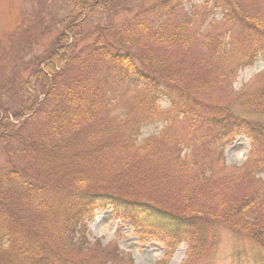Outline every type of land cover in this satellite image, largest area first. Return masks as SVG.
Listing matches in <instances>:
<instances>
[{
    "label": "trees",
    "instance_id": "1",
    "mask_svg": "<svg viewBox=\"0 0 264 264\" xmlns=\"http://www.w3.org/2000/svg\"><path fill=\"white\" fill-rule=\"evenodd\" d=\"M132 1L72 0L73 9L59 19L60 32L48 50L30 62L22 59L24 68L31 67L29 78L22 81L15 65L5 67L0 264H123L118 253L87 238L88 223L106 209L116 220L130 222L143 242L164 244L166 254L187 243L186 264L208 257L221 227L250 239L264 262V83L240 97L239 111L206 102L189 86V76L196 75L187 66L191 49L209 45L210 53H194L210 66L231 41L225 34H194L192 16L183 10L187 0H139L137 6L128 4ZM219 2L246 40L258 42L239 63L252 64L264 54L263 19L239 12L234 0ZM104 12L114 19L91 32L85 28L90 15ZM252 24L257 32L248 30ZM220 61L219 76L225 80L227 67ZM18 80L26 94L19 91L21 102L13 109L11 97L18 93L8 104L2 98ZM132 93L126 111L111 116L112 103ZM162 96L180 119L209 124L213 139L204 143L205 158L194 153L198 141L183 143L181 136L173 145L180 148L161 158L152 149L155 138L135 142L141 123L175 119L159 108ZM236 132L250 138V153L240 172L219 176L213 162L224 152L217 144ZM138 145L144 154L126 158ZM185 147L189 152L183 155Z\"/></svg>",
    "mask_w": 264,
    "mask_h": 264
},
{
    "label": "rangeland",
    "instance_id": "2",
    "mask_svg": "<svg viewBox=\"0 0 264 264\" xmlns=\"http://www.w3.org/2000/svg\"><path fill=\"white\" fill-rule=\"evenodd\" d=\"M146 1L150 2V0ZM138 3L139 0L128 2L132 6H137ZM233 4L240 9L239 12H249L254 18L260 17L264 21V0H234ZM72 9V0H0V82L5 79L2 75L5 67L12 65L16 66L14 68L16 75H22V81L29 78L31 67L24 68L22 59L30 62L36 55L45 53L60 32L59 19L71 13ZM183 10L192 16L190 23L194 34L202 35L201 38L207 32L219 34L221 38H224L225 34L226 41H231L226 53L223 56H216L218 57L217 61L210 66H204L199 61V56L194 53V50L210 53L209 45L203 42L200 44L201 46L197 45L191 49L193 51L188 58L187 66L193 69L196 75L189 76V79L192 78L189 86L196 93H200L206 102L217 105L229 104L239 111L238 102L239 104L244 102L239 100L240 97L246 99L264 83L263 53L252 64L239 65L246 56L247 49L250 47L253 49V46L259 45L258 42H254V38L252 39L251 36L246 40V36H243L246 33L241 29V25L233 26L234 16H228L227 9L220 5L219 0H187ZM104 13L90 15L85 28L93 31L97 25H106L109 18L110 20L114 19L110 15L107 18L106 13ZM249 29H254L257 32V28L253 24L249 26ZM42 32L45 33L42 34ZM24 48L28 50L27 54L21 56ZM220 58L225 61L228 71L225 80H221L219 76L220 71L223 70ZM17 83L9 95L6 94L2 98L6 104L11 103V98H13L15 101L13 109H16L21 102L20 99H16L21 95L19 91L22 89L26 94L24 84L19 80ZM3 92L1 91L0 94ZM14 92L18 94L11 97ZM132 96L133 93L128 94L125 100L114 101L109 108V114L114 117L124 113ZM157 104L160 109L167 110V114L174 115L175 119L170 121L162 116L157 120L141 123L135 142L142 144L146 139L155 138L151 141L153 142L152 149L161 158L166 154V151L170 153L171 149L180 148L181 145H173L176 139L181 136L183 143L188 140L198 141L197 151L195 150L194 153L198 157L205 158L207 148L204 143L213 139V137H208L209 130L207 127L209 124H204L205 120L202 119L192 123L189 120L180 119L177 117L176 111L171 110V102L166 96L160 97ZM217 145L222 148L224 157L218 162L214 160V172L219 176L240 172L250 153V138L244 132H236L234 135L219 141ZM135 147H131L126 158L129 156V158H135L142 153L144 154L145 148L141 147L142 151L140 152L138 150L139 145ZM185 152H189L186 147L182 154L184 155ZM5 162L6 158L0 147V167ZM258 177L261 178L263 175L259 174ZM178 180L180 181L179 177ZM147 190L149 191V189ZM220 230L219 241L212 246V251L208 257L202 261L199 258L196 262L191 260V264H264L259 260L260 254L255 250L256 246L250 239L246 237L236 238L237 236L226 230L225 227H221ZM137 231L130 222L125 223L116 220L113 212L106 209L97 211L88 223L86 234L88 241L92 244L118 253L117 260L119 263L129 264L128 261L131 260L133 264L187 263V243H181L172 254H166L167 248L164 244L154 239L143 242Z\"/></svg>",
    "mask_w": 264,
    "mask_h": 264
}]
</instances>
